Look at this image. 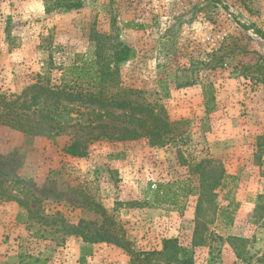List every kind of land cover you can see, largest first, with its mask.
Wrapping results in <instances>:
<instances>
[{
  "label": "rangeland",
  "instance_id": "374dc122",
  "mask_svg": "<svg viewBox=\"0 0 264 264\" xmlns=\"http://www.w3.org/2000/svg\"><path fill=\"white\" fill-rule=\"evenodd\" d=\"M100 87L170 132L126 138L137 112L51 96ZM0 181V264H132L77 232L102 226L135 252L176 238L193 264H264V0H0Z\"/></svg>",
  "mask_w": 264,
  "mask_h": 264
},
{
  "label": "trees",
  "instance_id": "16d2710c",
  "mask_svg": "<svg viewBox=\"0 0 264 264\" xmlns=\"http://www.w3.org/2000/svg\"><path fill=\"white\" fill-rule=\"evenodd\" d=\"M82 6L81 1H67V2H57L52 7L48 8L47 11L52 9H60L63 11H68L71 9H77ZM256 32L259 34L260 31L256 29ZM263 37V35H262ZM130 49L126 46L121 47L120 49L116 50L114 53V63L118 64L123 62L129 58ZM104 71L101 72V76L104 82L108 80L106 78L107 74H103ZM103 87L106 88L107 84H103ZM41 90V89H40ZM48 89L43 88L41 91L45 93ZM130 91V90H129ZM64 95L67 99L71 101H83L90 104H98L101 107L112 106L118 109H126L128 108L131 113L137 112L138 117H136V125L142 131L137 129H130L128 131V135L126 138L135 139L141 136H147L149 138V142L151 145H156L163 140L165 135L170 132V127L168 122L165 120L164 117L160 116L159 114L155 113L152 107L144 105L142 103H138L135 100L130 99L129 97H124L122 99H115L112 98V95L107 96L105 90L100 87L96 92H63V91H51V96H56L58 94ZM80 142H72L66 149V153L83 157L86 154L84 147L81 148ZM207 161L206 159L201 160L197 166H202L203 162ZM201 179V187L202 189L210 190L213 189L218 184L217 178H208L206 176L200 177ZM211 179V180H210ZM2 181H0V185ZM1 193H5L3 190ZM6 200H14L20 206H27V202L23 199L13 196V195H5ZM102 215L104 216V223H105V213L102 210ZM199 226V222L197 223ZM197 226L194 230V233L197 231ZM76 232V231H75ZM78 235L82 238L83 241L89 243H96V242H114L117 245L122 246L125 248L128 253L130 254L132 264H142L146 261L149 256L156 254L160 255L165 259L167 262H173L175 264H193V259L190 254V251L179 245L176 238H168L164 239L162 244V249L160 251H150V252H135L128 246L127 241L123 240L118 235H115L113 230L108 228H103L102 230L87 234L83 231H77ZM76 232V233H77ZM143 255V257H141Z\"/></svg>",
  "mask_w": 264,
  "mask_h": 264
}]
</instances>
